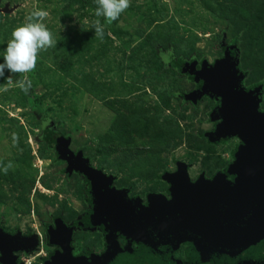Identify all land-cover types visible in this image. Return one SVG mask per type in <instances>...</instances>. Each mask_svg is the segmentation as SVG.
I'll use <instances>...</instances> for the list:
<instances>
[{"label":"rangeland","instance_id":"obj_1","mask_svg":"<svg viewBox=\"0 0 264 264\" xmlns=\"http://www.w3.org/2000/svg\"><path fill=\"white\" fill-rule=\"evenodd\" d=\"M39 9L48 12L54 45L31 72L0 79V229L37 236L25 264L52 255L47 228L75 224L89 195L86 179L56 161L47 126L70 141L71 152L116 178L115 190L145 204L167 196L165 177L179 164L192 183L225 173L241 144L210 143L217 104H184L178 96L196 87L165 68L162 53L212 67L224 57L221 44L238 40L245 86L262 90L264 111V0H130L117 23L97 17L83 0H0L1 59L12 31ZM97 20L103 37L95 35ZM139 31L158 42L160 55ZM24 76L32 81L28 93L17 85ZM102 244V234L81 231L71 247L78 257L99 253Z\"/></svg>","mask_w":264,"mask_h":264},{"label":"water","instance_id":"obj_2","mask_svg":"<svg viewBox=\"0 0 264 264\" xmlns=\"http://www.w3.org/2000/svg\"><path fill=\"white\" fill-rule=\"evenodd\" d=\"M198 77L204 94L221 99L213 137L221 143L237 138L243 144L228 170L234 183L225 176L191 183L188 170H183L167 177L171 199L154 196L145 208L140 200L113 188L116 178L82 164L78 172L90 183L94 221L107 232V253L92 259L74 257L73 233L61 227L51 240L62 253L48 264H173L172 253L180 244L191 247L189 264L205 259L264 264V114L259 100L241 90L245 77L232 57L202 69ZM119 236L138 244L139 253L122 252ZM37 245L35 237L0 234L2 264H16L15 252L31 254ZM163 245L167 249L160 254Z\"/></svg>","mask_w":264,"mask_h":264},{"label":"clouds","instance_id":"obj_3","mask_svg":"<svg viewBox=\"0 0 264 264\" xmlns=\"http://www.w3.org/2000/svg\"><path fill=\"white\" fill-rule=\"evenodd\" d=\"M97 5L95 15L103 17L110 23L116 21L129 8L130 0H97ZM47 16L46 10H36L28 17L27 23L17 26L12 31L0 62V79L10 78L16 73L31 72L36 67L38 55L54 45L53 34L44 23ZM95 35L100 37L104 35V25L99 20L95 23ZM162 58L167 64L171 53L168 55L162 53ZM5 70L9 74L7 77ZM17 85L23 92L28 93L32 88V81L24 76L17 80Z\"/></svg>","mask_w":264,"mask_h":264},{"label":"flooded vegetation","instance_id":"obj_4","mask_svg":"<svg viewBox=\"0 0 264 264\" xmlns=\"http://www.w3.org/2000/svg\"><path fill=\"white\" fill-rule=\"evenodd\" d=\"M233 42V41H232ZM231 42V43H232ZM230 43V44H231ZM224 46L226 45H223L221 44V49L222 51L224 52ZM239 52V51H238ZM240 55V53H239ZM228 57H232L235 61V63L239 66V70L240 72L244 75L245 79L243 80L242 84H241V90L244 91L246 94H251L253 97H256L258 100H259V112L261 114H264V111L261 110V105L263 103V92L262 90H260L258 87L256 88H251V87H246L245 86V82L247 80V76L242 72L241 70V67H240V64H239V57L237 56H234L233 54H224V57L221 61L225 60L226 58ZM219 61V62H221ZM217 62V63H219ZM213 67V66H212ZM210 66H208V68H212ZM202 84L204 85V82L202 81ZM206 98H209V99H212L210 97H206ZM214 100V102L217 104V108L219 109L221 107V99L219 98H216L215 99H212ZM217 114V113H216ZM218 124L220 123L219 121H217ZM217 128V127H216ZM216 128H215V131H216ZM234 139H237V138H234ZM233 140V139H232ZM231 141V140H230ZM240 145H239V149L238 151L234 154L235 157H236V154L240 151V149L243 147V144L242 142L240 141ZM236 158L233 159V162L232 164L234 163ZM231 164V165H232ZM92 167V166H91ZM93 168V167H92ZM229 170V168H228ZM228 170L225 171V173L223 174H219L218 176L216 177H219V176H225L227 179L226 181L229 182V183H234L235 181V177L233 176H230L228 174ZM183 170H179L177 169L175 174H168V175H176L178 174L179 172H182ZM189 172V171H188ZM168 175L166 176L165 178V182L168 186V190H167V196H163L165 197L167 200H170L171 199V195H170V189H171V185H169V183L167 182V177ZM216 177L212 178V179H205L207 181H212L214 180ZM85 178V177H84ZM87 180V178H85ZM200 180V179H199ZM88 182V180H87ZM197 182V181H196ZM192 183V182H191ZM88 190H89V195H88V204H87V207H86V211L85 213L77 219L76 223L71 225V226H68V225H61L57 228V230H55L52 234H46L48 239H49V243L51 244V246L54 248L53 249V252H52V255L51 256H48V258H45L41 261L40 264H48L51 262V260L56 257L57 255H60L62 253V250H61V247L60 246H57V245H54L52 243V235L53 234H56L57 232H59L60 228L61 227H65L66 229L68 230H71L72 231V237H71V242L73 240V236L78 233V232H81V231H85V232H98L100 234H102V237H103V244L101 245L102 247V250L99 252V253H94L92 251H88L78 257L80 258H89V259H92V258H99V257H103L106 253H107V249H108V244H107V232L104 228L102 227H99L96 225L95 221H94V210H95V207L93 205V197H92V190H91V186L88 182ZM114 188V187H113ZM128 193V192H127ZM156 196H159V195H156ZM162 196V195H160ZM154 197V196H152ZM150 197L145 204H143L142 200L138 199V198H129V194H128V198L130 200H140L143 207L147 208L148 205H149V201L150 199L152 198ZM90 212V219L86 218V215ZM81 221V226H79V221ZM1 235H4V236H7V237H16V236H21L22 239H32V237H35V239L37 240V243L39 245V241H38V238L37 236H34V235H21V234H16V235H11V234H5V233H0ZM38 245L36 247V249L38 248ZM118 246H119V249L122 251V252H135V253H139V246L138 244H136L135 242H131L129 241L127 238H124L122 236H119L118 237ZM35 249V250H36ZM167 249V246L163 245V246H160L158 248V253L162 254L164 253V251ZM71 250H72V254H73V248L71 247ZM34 253V252H33ZM32 254V253H31ZM141 254H147V255H153L152 253L149 254V253H146V252H142ZM30 254L26 253L25 251H18V252H15L14 253V257L16 258V264H25L23 263L22 261V257H26V256H29ZM74 256V255H73ZM190 256L191 255V247L190 245L188 244H180L177 249L175 251H173L172 253V262H174L173 264H189V259L191 258ZM47 257V255L45 256ZM74 257H77V256H74ZM231 262V261H230ZM0 264H2V257H1V253H0ZM200 264H220L218 261H215L214 263H212V261H209L207 259H205V261H203L202 263Z\"/></svg>","mask_w":264,"mask_h":264},{"label":"trees","instance_id":"obj_5","mask_svg":"<svg viewBox=\"0 0 264 264\" xmlns=\"http://www.w3.org/2000/svg\"><path fill=\"white\" fill-rule=\"evenodd\" d=\"M83 3L85 6L89 7L94 12L98 6L97 0H83ZM119 19L120 18H118L114 22L117 23L119 21ZM137 35L144 41L145 44L150 46L151 49L155 50V52L158 55L161 54V52H162L161 46L158 44V42L156 40H154V38L151 35L145 34L141 31L137 32ZM223 49H224V54H233L234 56L239 57L238 40H234L231 44L224 46ZM169 53H171V58L167 64L164 62V67L172 70L177 75L186 76L189 79V81L193 85H195V87H196L195 91L190 93V94L179 95L178 96L179 99H181L184 104H192V105H198L206 97H210L212 99H215V97L207 96L206 94H204V91H203L204 85L202 84V81L198 77V73L202 69L208 68V64L203 61V63H201L200 65H190L184 59L175 57L173 55V52H169ZM0 62H2L1 58H0ZM5 74H8L7 70H5ZM217 110H218V108H217ZM217 110L215 113H217ZM215 117H216V115H215ZM217 126H218V124H217ZM45 131L47 134L46 135V138H47L46 141L49 145V148L55 154L56 161L62 162L65 164L66 173L68 175L76 174L79 176H83L82 174H80L78 172V168L80 166H82V164L87 166V167H91L88 159L84 158L80 153L71 152L69 150L70 141L67 138H64L62 135L55 136L56 135V127L54 125H52L50 127L47 126L45 128ZM208 138H209L210 143L212 145L223 144V143L217 141L213 137V134L208 135ZM234 158H235V155H233V159ZM177 168L179 170H188V167L183 165V164H179ZM87 180H86V185H88V182H89V181L87 182ZM88 193H89V190H88ZM88 202L89 201L87 200L86 203L88 204ZM87 204H86V207H87ZM86 218L90 219V212L86 215ZM81 221L82 220L79 221V226H81ZM61 225L62 224L60 222H57L56 227L47 228V233L52 234ZM0 233H4V232L0 229Z\"/></svg>","mask_w":264,"mask_h":264}]
</instances>
